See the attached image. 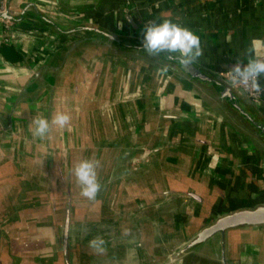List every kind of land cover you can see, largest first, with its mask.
I'll return each instance as SVG.
<instances>
[{
  "label": "crops",
  "instance_id": "obj_1",
  "mask_svg": "<svg viewBox=\"0 0 264 264\" xmlns=\"http://www.w3.org/2000/svg\"><path fill=\"white\" fill-rule=\"evenodd\" d=\"M11 5L23 17L8 39L0 20V264H222L219 236L175 253L218 216L264 203L261 144L207 91L160 66L97 45L68 56L84 32L72 38L39 13L63 30L89 23L140 37L146 23L171 19L199 35L195 63L213 72L246 63L253 47L264 56V0ZM60 113L67 126L33 135L34 117ZM156 145L165 147L146 150ZM84 159L98 162L94 200L74 175ZM138 159L129 175L125 163ZM226 240L228 264H264V226Z\"/></svg>",
  "mask_w": 264,
  "mask_h": 264
},
{
  "label": "water",
  "instance_id": "obj_2",
  "mask_svg": "<svg viewBox=\"0 0 264 264\" xmlns=\"http://www.w3.org/2000/svg\"><path fill=\"white\" fill-rule=\"evenodd\" d=\"M39 15L41 19L49 25L52 24L54 27L58 28L60 32H70L73 29L88 30L99 32L117 42H121V37L136 38V36L116 34L106 28L89 23L81 24L72 29L70 28L71 30H63L57 27L50 18L41 15L40 13ZM22 17L23 13L20 14L12 9L11 0H7L4 10H0V20L2 24L6 21H19ZM107 46L111 48L110 45ZM112 51L115 50L112 49ZM119 54H126V52H121ZM161 59L174 63L175 67L183 73V78L193 82V84H197L203 90L207 91L214 103L226 108L242 129L254 139L255 142L261 144L264 149V106H262L260 102L252 99V97L242 88L223 77L219 70L210 72L194 62L192 70L188 71L179 65L178 61L170 60L166 55L162 54ZM171 73L175 75V72L172 70ZM253 226H264V203L258 204L254 207L237 208L218 216L211 223L201 228L182 248L177 250L175 257L182 255L187 249L193 246L219 236L222 264H228L226 254L227 234L230 230L235 228Z\"/></svg>",
  "mask_w": 264,
  "mask_h": 264
},
{
  "label": "clouds",
  "instance_id": "obj_3",
  "mask_svg": "<svg viewBox=\"0 0 264 264\" xmlns=\"http://www.w3.org/2000/svg\"><path fill=\"white\" fill-rule=\"evenodd\" d=\"M122 26V25H121ZM142 49L153 57L166 55L170 60L178 61L185 70L191 71L194 62L203 55L201 40L198 34L171 19H163L162 22L146 23L143 29ZM246 63L242 59L231 67V80L233 84H239L246 90L256 93L264 92L260 83V77L264 76V56L255 55L252 49ZM70 116L64 113L55 115L51 121L41 117H34L35 125L33 135L43 139L52 129L53 125L61 128L70 122ZM98 162L84 159L74 167V175L81 185V195L94 200L100 190L97 180L96 168ZM104 241L92 239L89 245L97 250H102Z\"/></svg>",
  "mask_w": 264,
  "mask_h": 264
},
{
  "label": "trees",
  "instance_id": "obj_4",
  "mask_svg": "<svg viewBox=\"0 0 264 264\" xmlns=\"http://www.w3.org/2000/svg\"><path fill=\"white\" fill-rule=\"evenodd\" d=\"M72 13V11H70ZM84 32V34L82 33ZM77 33H82L83 36L80 37V39L73 44V49L69 51L68 56L72 55L74 56L77 52L76 50L78 48H81L83 46H90V45H97V46H104L108 47L107 45H110L112 49H114L115 53H121L126 52L128 54H131L133 57L140 58L144 61H149L150 65L153 67L160 66L162 68V73L169 75L171 74V70L175 72V75L181 76L183 73L175 67L174 63L167 62L164 59H161L160 57H153L149 56L143 49H142V39L143 37L136 36V38H124L121 37V42H117L116 40H112L109 37L99 33V32H92L88 30H72L68 32L70 36L75 35ZM178 69V70H177ZM134 84V83H133ZM132 84V90H138V87L133 86ZM140 85V84H139ZM137 86V85H136Z\"/></svg>",
  "mask_w": 264,
  "mask_h": 264
},
{
  "label": "rangeland",
  "instance_id": "obj_5",
  "mask_svg": "<svg viewBox=\"0 0 264 264\" xmlns=\"http://www.w3.org/2000/svg\"><path fill=\"white\" fill-rule=\"evenodd\" d=\"M3 27H2V30H3V35H2V37L4 38V39H8L9 37H10V35H12V29H11V27L13 26H15L16 25V23H11V22H3ZM82 34V33H81ZM78 35L77 34H75L74 35V37H72V38H76ZM80 36H82V35H80ZM63 38V37H62ZM65 39V38H64ZM68 39H69V37H68ZM66 40V39H65ZM109 64L113 67L114 66V68L115 67H119V66H123L124 64H122V62L119 60V59H114V60H111L110 62H109ZM122 79V78H121ZM139 81H140V79L139 78H136L135 77V79H134V84H133V86H135V87H138L139 86ZM119 83V82H118ZM137 85V86H136ZM86 89V88H85ZM91 89H93V88H91ZM87 90V89H86ZM157 147V148H156ZM164 145H161V146H159L158 147V145H156L155 146V148H151V147H146V150L147 151H149V152H155L156 150L158 151V150H160L161 148L162 149H164ZM139 163H140V160L138 159V160H136L135 162H130L129 164H127V163H125L126 165H124V168H128L129 170H130V173H129V175H131L133 172H134V170L136 169L134 166H138L139 165ZM122 168V167H121ZM74 244L76 245L77 244V241H76V238H74L73 239V246H74ZM170 259V258H169ZM176 259V258H175ZM176 264H182V261H181V263H180V260H177L176 261Z\"/></svg>",
  "mask_w": 264,
  "mask_h": 264
},
{
  "label": "built area",
  "instance_id": "obj_6",
  "mask_svg": "<svg viewBox=\"0 0 264 264\" xmlns=\"http://www.w3.org/2000/svg\"><path fill=\"white\" fill-rule=\"evenodd\" d=\"M6 4H7V0H0V10H4L6 7ZM6 22H10V21H6ZM11 23H13V22H11ZM230 69L224 70V71L222 70L219 72L223 77H225L226 79H228L232 82ZM260 83H261L262 88H264V76L260 77ZM235 85L242 88L245 92H247L252 97V99L256 100L257 102L261 103L262 101H264V92L256 93L254 91L246 90L243 86H241L239 84H235Z\"/></svg>",
  "mask_w": 264,
  "mask_h": 264
}]
</instances>
